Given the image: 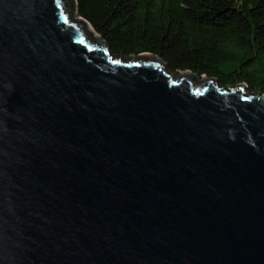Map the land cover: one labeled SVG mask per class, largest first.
I'll list each match as a JSON object with an SVG mask.
<instances>
[{
  "label": "water",
  "instance_id": "water-1",
  "mask_svg": "<svg viewBox=\"0 0 264 264\" xmlns=\"http://www.w3.org/2000/svg\"><path fill=\"white\" fill-rule=\"evenodd\" d=\"M74 11L0 0V264H264V94Z\"/></svg>",
  "mask_w": 264,
  "mask_h": 264
},
{
  "label": "trees",
  "instance_id": "trees-1",
  "mask_svg": "<svg viewBox=\"0 0 264 264\" xmlns=\"http://www.w3.org/2000/svg\"><path fill=\"white\" fill-rule=\"evenodd\" d=\"M114 57L146 53L166 70L264 94V0H74ZM256 90V91H255Z\"/></svg>",
  "mask_w": 264,
  "mask_h": 264
},
{
  "label": "rangeland",
  "instance_id": "rangeland-1",
  "mask_svg": "<svg viewBox=\"0 0 264 264\" xmlns=\"http://www.w3.org/2000/svg\"><path fill=\"white\" fill-rule=\"evenodd\" d=\"M77 17L75 16V14L73 13L70 17H69V19L70 20H74V19H76ZM90 28V27H89ZM91 29V28H90ZM97 36V35H96ZM100 39V38H99ZM177 75H178V73H174V78H176L177 77Z\"/></svg>",
  "mask_w": 264,
  "mask_h": 264
}]
</instances>
